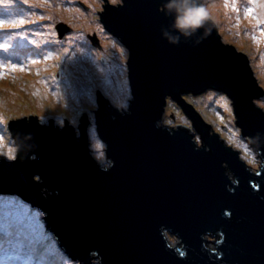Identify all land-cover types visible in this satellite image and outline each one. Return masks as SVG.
Wrapping results in <instances>:
<instances>
[{
    "label": "water",
    "instance_id": "1",
    "mask_svg": "<svg viewBox=\"0 0 264 264\" xmlns=\"http://www.w3.org/2000/svg\"><path fill=\"white\" fill-rule=\"evenodd\" d=\"M94 1L130 50L127 108L96 89L109 162L91 155L86 112L63 126L11 115L19 149L0 154V191L40 207L60 259L97 253L102 264H264V90L246 54L223 42L203 0ZM185 7L202 11L180 27ZM207 89L229 97L263 165L250 169L186 94ZM168 96L195 121L202 145L187 126L158 124Z\"/></svg>",
    "mask_w": 264,
    "mask_h": 264
},
{
    "label": "rangeland",
    "instance_id": "2",
    "mask_svg": "<svg viewBox=\"0 0 264 264\" xmlns=\"http://www.w3.org/2000/svg\"><path fill=\"white\" fill-rule=\"evenodd\" d=\"M38 1L27 0V3H25V0H9L6 3L0 2V20L15 22V27H20L17 42L21 45L33 44L34 57H45L41 59L27 57L26 55L29 53L27 47H31V45H26L22 50L25 56H16L15 58L13 56H5L2 62H0V73L3 74L2 78H0V131L3 133V135L0 134V137L3 138L2 142H0V154L16 153V146L7 127V122H11V115H25L31 119H36L35 115H37L40 121L54 118L50 120H53L54 123L60 126L64 124L60 121L65 116H69L73 119H69L70 123L75 124L74 120L76 117H79L78 115L81 112H90V110L95 108L93 104L95 92L98 87L111 96L112 100L125 105V94L123 95L125 89L119 77L120 75L113 77L106 73L104 74L98 70L99 66L94 64L86 72L76 74L68 64L64 70V78L61 80V89L63 90L61 94L74 108L59 115L57 113L61 110L49 106L60 101L57 89L55 87L49 88V85H57V82L55 79L52 80V75L45 80H33L34 77L37 78V71L40 68V65H37V63H53L54 61H58L60 56V63L66 62L65 59L67 58L68 60L70 58L69 43L74 44L77 41L76 31L73 32L71 28L73 26L71 17L74 14V8L82 9L84 7L82 4H84L88 8H85L87 13L83 12L84 18L88 19L92 4H96L95 8H97V3L94 0H76L75 4L70 3L72 0H45L47 7L43 10V6L39 5ZM209 4L212 9L208 8ZM201 6L204 13L216 21L223 42L233 45L237 51L245 52L248 55L254 76L257 78V84L264 90V69L261 71L259 67V65L264 66V58L260 56L264 55V0H252V2L245 4L239 0H203ZM21 20H23V23H20ZM62 21L70 26V30H66L67 40L65 41V45L61 46L56 52L53 51L51 54L49 52L54 48L51 43L48 46L43 45V51H38L39 47L50 39L51 34L57 36L61 32L58 27ZM12 27L11 24H5L0 28V44L3 47H10L16 42L12 36L5 34L7 31H3ZM26 28L27 32L31 31L30 36L24 35ZM247 28H249L250 32L249 37L246 35ZM80 37L83 38L82 36ZM255 48L260 49V52H257ZM19 51L17 48H11L10 52L7 53L17 52L19 55ZM28 59L34 60V63ZM13 65L19 67L14 69L12 67ZM21 68L23 70H20ZM115 79L117 82L114 83ZM22 80L26 82L23 83ZM36 80L37 82L41 81L48 85H32ZM85 82L88 83V86L83 88ZM113 88L116 89V95L112 94ZM6 102H10L9 109L7 108V104L5 105ZM193 104L196 108H200L199 111L206 120L211 122L219 130L223 124L234 126L235 116L232 102L222 92L206 90L194 96ZM258 106L264 110V94L258 97ZM90 117H93V115H90ZM183 122L184 119L177 121V123ZM231 131H236V139L234 138L232 141L236 143V147L241 148L244 158L250 162L253 168L260 166L262 160L259 157L258 151L254 150L247 142V137L239 136L240 131L237 126L235 130ZM221 134L222 136L227 135L225 132ZM224 137L227 138L226 136ZM231 137H229L228 141ZM90 139V149L92 150L93 156L100 162H103L105 159V145L98 139L95 127L90 131ZM28 203L32 202L21 196L0 191V240H6L8 234L13 230L14 222L22 226L29 233V236L35 227L43 229L42 227L45 224L41 218L43 216L40 215V208L33 203L31 205ZM31 217L35 218L33 219ZM28 223H33L34 225L27 226ZM35 236H38V234H35ZM50 236L53 238L51 233ZM51 238L46 250L49 253L56 252V254L48 255L52 259L49 264L71 263L69 259H60V248ZM32 240L34 241V238ZM47 244L48 241L43 242V245L46 246ZM1 250L2 248L0 247ZM4 257L7 258V255L0 254V259ZM40 257L41 259L36 258L33 264L48 263L45 260L46 256L40 254ZM97 258L95 260H98ZM14 260V256H10L8 262ZM8 262H1L0 264H6ZM29 263L32 264V261Z\"/></svg>",
    "mask_w": 264,
    "mask_h": 264
},
{
    "label": "clouds",
    "instance_id": "3",
    "mask_svg": "<svg viewBox=\"0 0 264 264\" xmlns=\"http://www.w3.org/2000/svg\"><path fill=\"white\" fill-rule=\"evenodd\" d=\"M75 0H72L70 1V3H74ZM87 5V4H86ZM82 6H84L82 9H80L82 12H86L85 10L87 9V7L82 4ZM86 8V9H85ZM178 11H181L180 9H178ZM200 11V8L199 7H185L183 8L181 14L177 17V23H178V26L180 27H185V26H188L184 23V20L189 17V16H192L193 18L199 13ZM204 12V11H203ZM87 13V12H86ZM97 14V12H96ZM208 16V15H207ZM88 17H90V14H88ZM98 17V16H97ZM209 17V16H208ZM213 17V16H212ZM210 18V17H209ZM86 20V25H87V22H88V19L87 18H84ZM212 19V18H211ZM213 20V19H212ZM98 21L99 23L106 29H108L100 20V18L98 17ZM214 21V20H213ZM216 23V21H214ZM84 25V26H86ZM192 25L195 26V19L192 20ZM217 25V23H216ZM218 27V26H217ZM57 28V27H56ZM73 32L76 31V38H77V41L76 43L74 44H71L69 43L70 45V58L67 60V58L65 59V61L67 62H62L64 63V65H68L70 66V68L73 70V64H72V58H73V53H74V48L76 47L77 43H81V41L83 40V32H80V31H77L75 26H71ZM14 29H17L14 31ZM19 29L20 27H12V28H8V29H5L3 31H7L5 32V34L7 35H10L12 36V38L15 39L16 42H14V44L10 47H0V62H2V59L3 57L5 56H12L13 57H16V56H25L23 53H22V50L23 48L26 46V45H31V47H27V50L29 51L28 55H26L27 57H30L31 59H41V58H45V57H34V47H33V44H26V45H21L19 44L18 41V35H19ZM58 29L61 31L60 33L57 34V36L55 34H51L50 36V39L47 40L44 44H42L40 47H39V50L40 51V48H42L43 45H47L48 44H52V46L54 47L53 49L50 50L49 54H51L53 51L56 52V50H59L61 48V46H64L65 45V41L67 40V29L70 30V26L68 24H66V22H60V25L58 27ZM85 29V28H84ZM83 29V30H84ZM17 33V34H16ZM24 35L25 36H30L31 35V31H28L27 32V28L25 29V32H24ZM80 36H82L83 38H81ZM222 36V35H221ZM236 36V34H235ZM66 37V39H65ZM120 38V37H119ZM65 39V40H64ZM121 40V38H120ZM92 41L96 44V39L95 38H92ZM122 41V40H121ZM64 42V43H63ZM123 42V41H122ZM1 45V44H0ZM18 46V47H17ZM11 48H17L19 49V55L17 54V52H14V53H7V52H10ZM8 50V51H7ZM245 53V52H244ZM246 54V53H245ZM247 55V54H246ZM247 58H248V55H247ZM29 60V59H28ZM249 60V58H248ZM31 61L32 63H34V60H29ZM57 62L60 64L61 62V57L59 58L58 61H54L53 63H55L56 65ZM86 64L89 65V68L90 67H93L92 64H94L93 62H89L88 60H85L84 61ZM51 62H46V63H43V64H38L37 65H40V68L38 69L37 71V78L34 77L33 80L37 79L38 81L39 80H45L47 79L51 73H50V70H51V64H53ZM250 63V62H249ZM95 65V64H94ZM66 66L64 67L63 69V78H64V70L66 68ZM98 66V65H97ZM57 67V66H56ZM129 67V65H128ZM251 67V65H250ZM252 68V67H251ZM98 70H100L102 73L105 74L104 70L101 68V67H98ZM253 70V69H252ZM116 76V75H115ZM114 77V76H113ZM256 77V76H255ZM41 78H44V79H41ZM37 80L35 82L32 83V85L34 84H44V85H48L44 82H37ZM53 80V79H52ZM23 83H25L26 81L22 80ZM129 81H130V77H129ZM117 82V80L115 79L114 80V83ZM123 83V82H122ZM25 86H28V85H25ZM31 86V85H30ZM29 86V87H30ZM88 86V83L85 82V84L83 85V88H86ZM124 86V84H123ZM130 86H131V82H130ZM51 87H54V84H51L49 85V88ZM25 88H28V87H25ZM124 89H125V86H124ZM207 90H214V89H207ZM58 93H59V96H60V101L56 104H53V105H49L50 107H56L57 109L61 110L59 113L57 114H62L66 111H70L71 108H74L70 103H68L66 101V99L62 96V89H57ZM215 91H218V90H215ZM105 92V91H104ZM126 92V89L124 90L123 92V95L125 94ZM218 92H221V91H218ZM106 93V92H105ZM223 93V92H222ZM107 94V93H106ZM121 94V93H120ZM189 100L193 103V98L195 96V94H192V93H186ZM225 94V93H223ZM108 95V94H107ZM198 95V94H197ZM226 95V94H225ZM109 96V95H108ZM227 96V95H226ZM111 99L112 97L109 96ZM170 97V96H168ZM177 105L178 107L181 109L183 115L182 116H174L172 114L171 111L169 110H166L164 109L163 113H162V118L161 120L158 122V124L160 125H174L175 126H187L193 130H195V138H196V142L199 143V144H203V140H202V136L201 134L197 131L196 127L194 126V123L195 121L189 116V114L183 110V108L180 106L179 102L176 101L175 99H173L172 97H170ZM167 99V98H166ZM229 99V97H228ZM96 100V92H95V99ZM230 100V99H229ZM120 101V99H119ZM231 101V100H230ZM38 102V101H37ZM95 107H96V103L94 101V104ZM233 107V105H232ZM198 110H200V108H197ZM234 111V110H233ZM83 112L80 113V115H82ZM88 114V120H89V124H88V143H89V148L91 147V139H90V131L93 127H95V130H96V133H97V136H98V139L104 143L105 145V141L100 137V134L98 132V128H97V123H96V109L93 108V110L90 112H86ZM202 114V113H201ZM90 115H93V117H90ZM235 116V115H234ZM37 121H40L39 117L37 115H35ZM168 118V119H166ZM179 119H184V122L183 123H177V121H179ZM206 119V118H205ZM236 118L234 119V122H233V125L234 126H230L229 124H223L220 126V130L214 126L213 124H211V122H209V124L212 126V128L215 130V132L225 141V143L228 145V146H233V147H236V143H234L232 141V139H236V131H231V130H235L236 129V126L239 128V131H240V135L239 136H243L242 133H241V130H240V127L236 124L235 122ZM49 121L51 122H54L53 120H50L49 118ZM61 122V121H60ZM67 121L64 122V124L66 123ZM75 124L77 123L76 121H74ZM59 123V122H58ZM70 123V122H69ZM12 121L9 123L7 122V127H8V130L10 132V135L14 141V144L16 146V153H18V149H19V145L17 143V137L15 135V132L14 130L12 129ZM63 124V125H64ZM72 124V123H70ZM73 125V124H72ZM230 131V132H229ZM222 132H225L227 135H224L226 136L227 138H225L224 136H222ZM229 132V134H228ZM235 133V134H234ZM231 137V139L228 141L229 137ZM246 138V136H245ZM247 139V142L249 143L248 141V137L246 138ZM10 140V139H9ZM12 142V141H11ZM250 144V143H249ZM253 148V147H252ZM254 150H257L255 148H253ZM258 151V150H257ZM90 152H91V155L92 157L98 162V163H101V164H104L105 162H109V159L107 157V150H106V147H105V159L103 162H100L96 157L93 156L92 154V150L90 149ZM259 154V152H258ZM260 157V156H259ZM260 159L262 160V158L260 157ZM246 163H247V166L251 169L253 168L251 165H250V162H248L246 159H245ZM260 165H263L262 161H261V164ZM22 197V196H21ZM24 198V197H23ZM28 204H32V203H28ZM39 207V206H37ZM40 208V207H39ZM31 218H35V217H31ZM43 219V222L45 224L44 227H42L43 229H41L40 227H35L34 228V231L32 232V234L29 236V233L20 225L16 224L14 222V226H13V230L8 234L9 237L7 236L6 240H0V247L3 249L0 251V254H4V255H7V258L4 257L2 259H0V263L3 261H6L8 262L9 260V257L10 256H14L15 260L14 261H10L6 264H12V263H15L17 262L16 264H30L29 262L32 261V264L35 263V259L38 258V259H41L40 257V254H42V256H46V259L48 261L47 264L50 263V261H52V259H50L48 257L49 254H53L54 252L52 253H49L47 252V247L49 245V241H50V233L52 234L53 236V231L49 229V227L47 226L46 224V221H45V217H41ZM21 220V219H20ZM12 222V221H11ZM7 225H10V224H7ZM34 224L33 223H28L27 226H33ZM35 234H38V236H35ZM32 238H34V241L32 240ZM51 240L53 242H55L53 240V238H51ZM44 241H48V244L45 246L43 245V242ZM59 246V245H58ZM60 248V246H59ZM4 249H7V250H4ZM57 251V250H56ZM56 254V252L54 253ZM48 257V258H47ZM98 257V258H97ZM95 258H97L98 260H95ZM69 259V261H71V263L69 264H93V263H96V264H102L101 263V259L99 258L98 254L97 253H94L92 254V258L90 261H85V260H81L79 258H67V260Z\"/></svg>",
    "mask_w": 264,
    "mask_h": 264
},
{
    "label": "flooded vegetation",
    "instance_id": "4",
    "mask_svg": "<svg viewBox=\"0 0 264 264\" xmlns=\"http://www.w3.org/2000/svg\"><path fill=\"white\" fill-rule=\"evenodd\" d=\"M43 1L46 3L45 0ZM107 2L112 4H118L119 2H121V0H107ZM95 6L96 4L95 5L92 4V9L89 12L90 17L88 18L86 28L83 30L84 38L81 41V43H83V45L87 47V51L90 53V58H88L87 60L101 67L104 70V72L109 76L120 75L119 77L121 78L127 93L130 94L129 67H128L130 50L125 45V43H123L120 40V38L117 35H115L110 29L104 28L99 23L96 12L99 13L101 9L97 10ZM15 30L17 29H14V31ZM92 38H95L97 40L96 44L92 41ZM57 64L58 65H56L55 63L51 64L50 73L52 75V79H55V81L57 82V85L54 84V87L56 89H61L62 88L61 80L63 79V69L66 65H64V63L59 64L58 62ZM88 69H89V65L86 64L85 62H83V65L80 68L73 66V70L76 74L86 72ZM185 99L187 100V98ZM94 101L96 103V100ZM121 108L126 109L127 108L126 104L122 105ZM166 110L171 111L174 116L178 114H179L178 116L183 115L181 109L170 97H167L166 99ZM86 115L88 116V114ZM78 116L79 117L78 118L76 117V119L74 120L77 123L80 121L82 115L79 114ZM50 119H54V118H50ZM69 119L72 118H70L69 116H65L61 122L64 123L65 121H69Z\"/></svg>",
    "mask_w": 264,
    "mask_h": 264
},
{
    "label": "bare ground",
    "instance_id": "5",
    "mask_svg": "<svg viewBox=\"0 0 264 264\" xmlns=\"http://www.w3.org/2000/svg\"><path fill=\"white\" fill-rule=\"evenodd\" d=\"M239 1H241L244 4L252 2V0H239ZM75 3L76 2H74L73 4H75ZM38 4L43 6V10L45 9V7H47V4L43 0H39ZM208 8H211L210 4L208 5ZM73 13L74 14L71 17L73 25L75 26L77 31L83 32V29L86 28V26H84L85 25L84 13L80 9H75V8H74V12ZM246 35H247V37L250 36L249 28H247ZM40 50L43 51L42 48H40ZM255 50L257 52H260V49H258V48H255ZM260 56L264 58V55H260ZM88 58H90V53L87 51V47L85 45H83V43H77L76 47L74 48V53H73V58H72L73 66H75L77 68L82 67L83 62L85 60H87ZM259 67L261 68V71L264 69V66H262V65H259ZM112 94L113 95L117 94L115 88H113ZM9 103L10 102H8V103L6 102L5 103V105L7 104V108L8 109L10 108L9 107ZM0 134L3 135V133L1 131H0ZM8 237H9V235H8ZM2 262H6V261L2 260Z\"/></svg>",
    "mask_w": 264,
    "mask_h": 264
},
{
    "label": "snow or ice",
    "instance_id": "6",
    "mask_svg": "<svg viewBox=\"0 0 264 264\" xmlns=\"http://www.w3.org/2000/svg\"><path fill=\"white\" fill-rule=\"evenodd\" d=\"M0 2H9V0H0ZM25 3H27V0H25ZM200 11H202V10H200ZM20 23H23V20H21L20 21ZM5 24H11V26H13V27H15L16 26V24H15V22H9V21H4V20H0V28H2ZM0 47H3V45H0ZM14 69H16V68H18L19 66H17V65H13L12 66ZM20 70H23L22 68L20 69ZM2 73H0V78H2ZM2 140H3V138L2 137H0V142H2Z\"/></svg>",
    "mask_w": 264,
    "mask_h": 264
}]
</instances>
